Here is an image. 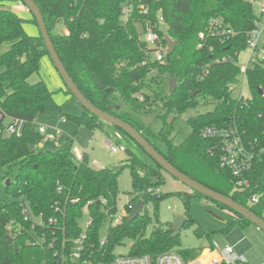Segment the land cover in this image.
<instances>
[{
	"label": "trees",
	"instance_id": "trees-1",
	"mask_svg": "<svg viewBox=\"0 0 264 264\" xmlns=\"http://www.w3.org/2000/svg\"><path fill=\"white\" fill-rule=\"evenodd\" d=\"M33 1L41 10L65 68L90 102L136 128L181 172L233 198L264 219V154L256 157L249 173L250 188L241 191L236 189L231 173L221 168L219 155L211 152L215 141L201 137L205 127H224L235 121L247 142L257 148L264 147V65L247 72L251 94L240 99L233 97L240 67L232 62L216 63L217 58L227 53L246 49V33L253 28L255 19L251 0H150L148 14L136 13L128 23L121 14L128 0ZM31 16L29 22L38 28ZM158 16L166 23L165 30L157 29L162 44L165 45L166 36L178 43L164 62L157 61L156 49L142 40L136 26L146 21L155 26ZM213 17H223L240 36L225 45L209 40L204 48L198 49L200 34L206 31ZM24 21L17 13L0 7V49L9 44V49L0 55V127L5 128L6 119L23 122L20 137L0 135V169L18 170L14 180L8 179L10 185L6 184V191L14 201L0 199V264H53L51 251L30 243L35 234L24 221L23 202L30 205L33 213L47 216L55 213L56 205L60 206L67 213L70 237L80 233L78 220L83 213H90L94 222L88 232V244L96 262L113 261L115 249L127 240L132 242L129 256H159L180 248V236L173 238L171 225L165 227L160 221L159 203L169 196L181 198L188 219L184 227H187L196 224L190 215V199L205 197L193 192L194 196L183 192L163 194L164 171L155 163L147 164L129 149L125 151L128 160L124 166L104 169L92 166L86 153L77 160L72 145L56 152L39 150L43 136L35 126L40 116L62 114L63 106L55 101L44 82L29 83L43 59L50 57L40 32L37 36L29 35ZM59 24L65 27L64 35L53 34ZM171 78L177 81L173 93L169 90ZM66 94L73 97L67 87ZM200 105L214 108L190 118L191 135L175 145V128L169 118L175 120ZM153 113L162 120L158 132L141 117ZM75 120L92 130L105 125L86 110ZM124 168L131 172L134 196L126 206L127 213L140 201L145 209L133 222L127 216L119 225L110 226L107 244L101 249V231L119 213L118 182ZM253 195L260 197L258 204H251ZM216 204L239 219L224 229L225 235L236 226L252 225L229 208ZM149 207L154 208L152 215ZM151 226L153 229L148 234ZM17 229L20 233H15ZM196 234L204 236L200 227ZM207 238L210 240L211 236ZM211 243L210 240L212 247ZM174 253L185 259L197 257V252L189 249Z\"/></svg>",
	"mask_w": 264,
	"mask_h": 264
},
{
	"label": "rangeland",
	"instance_id": "rangeland-1",
	"mask_svg": "<svg viewBox=\"0 0 264 264\" xmlns=\"http://www.w3.org/2000/svg\"><path fill=\"white\" fill-rule=\"evenodd\" d=\"M0 7L13 11L23 18L25 20L23 24L24 29L29 35H39L38 28L29 22V20L32 19L29 10L21 2L0 0ZM260 12V5L255 4V15L259 16ZM65 33L66 30L62 24L56 25L53 29L54 35H64ZM8 49L9 44H5L0 49V55ZM241 56L244 58L247 56V53H243ZM38 82H44L54 94L55 101L63 106L62 114L53 112L40 116L35 129L39 130L40 127H43L47 130V134L43 136L42 142L39 146L40 151L56 152L66 145H72V150L77 160H80L86 153L90 158L92 166L96 163L104 168L122 167L127 163L128 153L121 152L119 154H113L108 147V142H113L118 146L133 151L141 160L149 165H153L154 162L142 148H140L129 136L113 126L105 124L103 128L92 130L85 124H80L75 120L76 117L82 116L83 108L74 97L66 94V86L48 57L43 59L39 71L29 80V83L31 84H36ZM164 91L165 93L168 92L167 89ZM242 92V87H235L233 97L239 98ZM244 94L246 97L251 94L246 86ZM213 108V106L200 105L197 108L188 110L185 114L178 116L173 120L171 124H174L175 128V145L182 144L191 135L192 128L188 123L190 118L212 111ZM65 116H69V118H66ZM141 117L147 125H151L152 130L155 132H158L162 127V120L157 119V113ZM10 123L11 121L9 119L5 120L6 126L10 125ZM50 136H57V138L51 139ZM17 174V169L10 170L8 167L0 169V199L7 202L14 201L6 191V184L9 178L14 180ZM163 175L164 181L161 186L163 194L172 192L192 194V191L187 186L165 171L163 172ZM118 186L120 193L118 198L119 214L116 217L117 220L122 217V213L126 210V206L134 198L132 194V176L128 168H124L122 171ZM153 209V207H149L151 215L153 214ZM189 210L190 215L196 224L183 228L180 235L181 247L174 249L172 252H176L180 249H189L196 252L199 250L205 251L206 248L211 249L210 240L213 244L223 248L226 245L231 244L229 237L233 240L238 239L239 237H244L246 244L243 249V255L245 256L247 263L264 264V232L258 227L254 225L246 227L236 226L229 234L225 235L223 233L224 229L238 221V217L228 210L221 209L215 202L206 198H200L197 196L192 197L190 199ZM185 212L184 203L182 199L177 196H169L159 203V218L165 227H168V224L172 226L175 218L178 215H184ZM199 227L204 232L203 237H198L196 234V229ZM152 229L153 226L150 227L148 234L151 233ZM109 230L110 223H107L101 231V239L108 237ZM207 235L211 236L210 240L207 238ZM131 245V241H125L122 246L115 249L114 255L127 256L130 252ZM203 254L205 257L208 256L207 253ZM197 258L198 256L192 260H196Z\"/></svg>",
	"mask_w": 264,
	"mask_h": 264
},
{
	"label": "built area",
	"instance_id": "built-area-1",
	"mask_svg": "<svg viewBox=\"0 0 264 264\" xmlns=\"http://www.w3.org/2000/svg\"><path fill=\"white\" fill-rule=\"evenodd\" d=\"M150 0H128L123 4L121 14L123 20L128 23L132 16L136 13L147 15ZM158 1V0H154ZM253 6L259 4L261 12L259 16L255 15L253 28L246 33V49L227 53L222 58H217L216 63L232 62L241 69V75L235 87H242L243 92L239 96L240 99L247 98L244 94L247 84V72L258 65H264V0H251ZM138 32L140 29V37L149 46L154 47L155 57L157 61L164 62L166 59L167 45L162 44L161 36L157 29L165 30L166 23L162 16L157 17L155 26L150 21L145 23H136ZM240 35L231 29L223 17H213L208 23L206 31L202 32L199 37L198 49H202L207 45L209 40H215L221 44H226ZM152 45V46H151ZM213 48H211L212 50ZM247 56L242 58V54ZM208 71H206V74ZM249 97V96H248ZM23 122L19 120L11 121L10 125L5 128L0 127V135L20 137L22 135ZM42 136L47 134V130L43 127L39 128ZM201 137L206 140L215 141V145L211 148V152L219 155L220 166L227 170L235 179L236 189L244 191L250 188L251 182L248 178L252 171L257 156L264 154V147H256L252 143L246 141L241 127L231 121L224 127L209 126L201 131ZM56 139L57 136H50ZM108 147L113 154L125 152L126 148L118 146L113 142H108ZM251 204H258L260 197L253 195ZM75 203L76 200H72ZM22 215L24 221L28 222L35 237L32 242L33 246H41L52 252L53 264H247L245 256L236 249V245L228 244L223 248L213 244L211 249L201 251L196 260L185 259L174 252L163 253L159 256L142 255V256H115L110 263L102 260L96 262L93 258V252L89 247V230L93 225L94 219L90 213H83L78 220V229L80 233L75 237H70L71 232L67 226V213H64L60 206H55V213L47 216L44 213H33L28 203H22ZM132 209V206H129ZM119 214V213H118ZM117 214V216H118ZM127 210H124L122 217L117 220L116 217L109 219L110 226L114 227L121 223L124 217L129 216ZM39 230V232H38ZM20 233V229L15 230ZM107 244V238L99 241V247L102 249ZM209 256H204L203 253ZM216 253V256L212 254ZM212 253V254H211ZM204 261V262H203Z\"/></svg>",
	"mask_w": 264,
	"mask_h": 264
},
{
	"label": "water",
	"instance_id": "water-1",
	"mask_svg": "<svg viewBox=\"0 0 264 264\" xmlns=\"http://www.w3.org/2000/svg\"><path fill=\"white\" fill-rule=\"evenodd\" d=\"M22 4L29 10V12L34 16L39 32L44 40L46 49L49 53L50 60L52 61L54 67L62 78L65 86L71 92L72 96L77 100V102L82 106L83 110L90 112L92 116H95L100 121L110 126H113L117 130L123 132L129 136L143 151L150 157V159L163 171L171 175L173 178L187 186L193 193L199 194L207 199L212 200L222 206H225L238 214L239 216L248 220L252 225L258 227L264 232V219L259 217L257 214L252 212L250 209L236 202L233 198L225 196L201 183L190 178L185 173L181 172L173 164H171L159 151L133 126L129 123L123 121L122 119L98 108L92 102H90L85 95L78 88L71 75L65 68L58 52L55 49L54 43L50 36V33L47 29L44 17L41 13L40 8L33 0H20ZM165 42L167 45L166 59H168L177 47V42L173 41L169 36L165 37ZM177 88V81L174 78L169 80V90L171 93L175 92ZM108 92H111L109 90ZM263 94V92H261ZM173 117L169 118V123L171 124ZM10 185V180L7 181V186ZM190 196H194V194ZM156 200L159 199V196L155 197ZM145 209L144 202L140 201L137 203L135 208L131 211L129 215V222L135 221L140 215L143 214ZM188 219L185 215H178L172 223L171 232L172 237H178L181 235V232L186 225ZM231 243L233 240L229 237ZM238 248V246H236ZM201 251H197L199 255ZM206 253V252H205Z\"/></svg>",
	"mask_w": 264,
	"mask_h": 264
},
{
	"label": "crops",
	"instance_id": "crops-1",
	"mask_svg": "<svg viewBox=\"0 0 264 264\" xmlns=\"http://www.w3.org/2000/svg\"><path fill=\"white\" fill-rule=\"evenodd\" d=\"M93 166L95 167V168H97V169H104V167H102V166H100V165H98V164H96V163H94L93 164ZM233 240V239H232ZM245 239H244V237H239L238 239H234L233 240V243H231V245H236V246H238V248H236L240 253H243V249L245 248L244 246H245ZM211 248V247H210ZM208 249L206 248V250L205 251H207ZM199 251H201V250H199ZM212 254V253H211ZM212 256H216V253H214L213 252V254H212Z\"/></svg>",
	"mask_w": 264,
	"mask_h": 264
},
{
	"label": "bare ground",
	"instance_id": "bare-ground-1",
	"mask_svg": "<svg viewBox=\"0 0 264 264\" xmlns=\"http://www.w3.org/2000/svg\"><path fill=\"white\" fill-rule=\"evenodd\" d=\"M214 257V256H213Z\"/></svg>",
	"mask_w": 264,
	"mask_h": 264
}]
</instances>
